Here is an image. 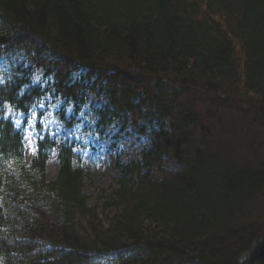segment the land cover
<instances>
[{"label": "trees", "instance_id": "1", "mask_svg": "<svg viewBox=\"0 0 264 264\" xmlns=\"http://www.w3.org/2000/svg\"><path fill=\"white\" fill-rule=\"evenodd\" d=\"M49 93L117 146L102 211L7 117ZM0 264H264V0H0Z\"/></svg>", "mask_w": 264, "mask_h": 264}, {"label": "rangeland", "instance_id": "2", "mask_svg": "<svg viewBox=\"0 0 264 264\" xmlns=\"http://www.w3.org/2000/svg\"><path fill=\"white\" fill-rule=\"evenodd\" d=\"M35 81H41V76H37ZM55 97L53 93H49L30 111L28 116L13 107H9L8 115L14 119L18 127H25L28 160L34 155L35 139L47 131L57 140L74 145L77 153L76 164L84 167L89 173L85 190L91 196L90 203H99L102 210L105 199L101 198V193H111L116 185L118 176L115 167L116 150L110 140H104L97 132H93L96 128L93 124L96 120L93 114L91 116L81 114L78 117L82 119V122L77 127L71 130L66 128L59 114L64 112V115L70 118L74 115L73 111L71 107ZM87 110L90 111V109ZM143 142L125 135L121 146L122 160H129L142 147ZM58 169L59 163L55 153L47 165L48 177H55ZM106 216L107 212L103 213L102 219L106 220Z\"/></svg>", "mask_w": 264, "mask_h": 264}, {"label": "bare ground", "instance_id": "3", "mask_svg": "<svg viewBox=\"0 0 264 264\" xmlns=\"http://www.w3.org/2000/svg\"><path fill=\"white\" fill-rule=\"evenodd\" d=\"M37 76H41V81H42V75H41V73L39 72L37 75H36V77ZM36 77H35V79H36ZM36 82V81H35ZM38 82H40V81H38ZM44 99V98H43ZM43 101V100H42ZM41 101V102H42ZM7 106V117H10L9 115H8V110H9V104H7L6 105ZM87 109H89V108H87ZM86 109V111H85V113L83 114V115H89V116H91V113H90V111H88ZM94 116H95V118H96V115L95 114H93ZM13 121H14V119L12 118V117H10ZM82 122V120L75 126V127H77L80 123ZM95 122H96V120H95ZM95 122L93 123L94 125H95ZM14 123H15V121H14ZM15 125L17 126V124L15 123ZM18 127V126H17ZM74 127V128H75ZM95 127H96V125H95ZM67 128V127H66ZM97 128V127H96ZM96 128H95V130H93V132H97L96 131ZM18 129H23L24 130V132H25V127L23 126V127H18ZM73 129V128H72ZM71 130V129H70ZM112 130H114L113 132H112ZM117 131V129H115V128H111L110 129V133L112 134V133H115ZM46 133H50L49 131H47V132H45V133H42L41 135H39L36 139H35V151H36V140L40 137V136H43V135H45ZM51 135H52V133H50ZM98 134V133H97ZM125 135H128V134H124L123 136H122V139H121V143L119 144V148H120V153H121V146H122V141H123V138L125 137ZM53 136V135H52ZM100 136V135H99ZM54 137V136H53ZM102 138V137H101ZM25 139H26V137H25ZM102 139H104V140H110V139H108V138H102ZM144 142H143V145L142 146H144V144L146 143V141L144 140V139H142ZM59 141V140H58ZM110 142L113 144V147H114V149L116 150V145L112 142V140H110ZM26 146H27V140H26ZM142 148V147H141ZM75 151V154L77 155V153H76V150H74ZM35 153V152H34ZM56 153V152H55ZM54 153V154H55ZM116 153H117V151H116ZM54 154H53V156H54ZM121 155H122V153H121ZM52 156V157H53ZM56 156H57V154H56ZM116 156H117V154H116ZM116 156H115V158H116ZM123 156V155H122ZM121 156V157H122ZM133 157V156H132ZM26 158H27V156H26ZM77 158V157H76ZM51 160V159H50ZM49 160V161H50ZM58 160V159H57ZM121 160H122V158H121ZM130 160V159H129ZM123 161V160H122ZM128 161V160H127ZM59 163V162H58ZM75 164H76V159H75ZM48 165V164H47ZM77 165V164H76ZM77 166H80V165H77ZM115 167H116V163H115ZM84 168V167H83ZM116 169H117V171H118V173H119V169L116 167ZM86 170V169H85ZM48 171V170H47ZM58 171H59V169H58ZM88 176H89V173H88ZM118 177V176H117ZM50 178V177H49ZM54 178V177H53ZM87 179V178H86ZM116 184H117V180H116ZM115 187H116V185H115ZM114 187V188H115ZM102 193H104V192H102ZM101 193V194H102ZM90 195V194H89ZM102 197V196H101ZM100 206V205H99ZM101 209V208H100ZM100 211H102V210H100Z\"/></svg>", "mask_w": 264, "mask_h": 264}]
</instances>
